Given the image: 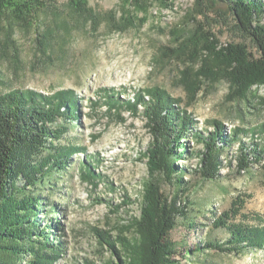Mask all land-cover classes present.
Returning a JSON list of instances; mask_svg holds the SVG:
<instances>
[{
  "label": "rangeland",
  "instance_id": "obj_1",
  "mask_svg": "<svg viewBox=\"0 0 264 264\" xmlns=\"http://www.w3.org/2000/svg\"><path fill=\"white\" fill-rule=\"evenodd\" d=\"M40 1L21 18L11 10L0 13V95L28 88L44 93L71 88L78 94L79 120L64 122L70 130L58 142L80 144L86 150L73 155L66 177L57 175L55 190H41L46 200L38 218L42 226L51 219L62 224L52 236L65 243L56 264H103L110 253L96 229L126 232L130 216L140 214L142 185L149 174L143 152L151 141L143 108L137 114L127 108L111 111L106 96L124 100L139 89L160 86L184 100L181 106L205 135L214 130V119L226 130L239 125L255 128L264 123V85L253 87L247 99L234 98L230 81L217 69L222 60L213 53L194 55L186 50L176 56L168 48H179L202 26L217 42L216 50L240 43L255 57L260 52L222 2L176 0L173 7H162L140 0V7L122 0H88L85 10L79 11L71 0ZM187 89L199 90L193 100ZM241 141L249 145L252 139L241 135ZM188 143L193 152L204 148L191 137ZM239 152V142L223 149L220 176L211 181L197 173L198 157L179 161L189 169L184 180L190 190L182 195L189 203L188 215L179 217L171 232L178 264H264V250L247 249L236 255L194 249L229 237L226 228L213 226V218L228 210L238 195L251 196L242 209L248 222L264 225L263 163L239 172ZM84 160L101 176L98 185L82 179ZM162 189L169 196L180 192L177 182L166 179ZM126 196L131 203L118 209Z\"/></svg>",
  "mask_w": 264,
  "mask_h": 264
},
{
  "label": "trees",
  "instance_id": "obj_2",
  "mask_svg": "<svg viewBox=\"0 0 264 264\" xmlns=\"http://www.w3.org/2000/svg\"><path fill=\"white\" fill-rule=\"evenodd\" d=\"M122 1L126 5L140 4V0ZM152 1L162 7H173L176 0ZM197 1L227 4L236 26L255 42L260 56L255 57L240 43H230L216 50L217 42L202 26L185 44L168 49L176 56L186 50L194 55L213 53L222 60V67L217 69L230 81L233 97L247 99L253 87L264 85V0ZM39 3L40 0H0V13L11 10L21 18L32 13ZM71 3L75 10L83 11L88 0H71ZM188 84L186 81L187 88ZM191 91L193 100L199 90ZM106 101L111 111L119 113L127 108L137 114L142 107L151 141L143 152L149 174L142 185L140 214L130 216L126 232L113 234L109 230L96 229L101 245L110 253L103 264H178L177 246L171 239V232L178 218L188 215L189 203L186 196L182 200V195L190 190L184 180L189 169L179 165V161L189 156L198 157L195 169L200 178L215 180L223 166V149L239 142L240 152L236 156L239 172L253 164L263 163L264 166V123L251 129L239 125L226 130L223 122L214 119L211 122L214 130L205 135L202 129H197L198 121L191 112L181 106L184 100L171 96L160 86L139 89L124 100L108 94ZM79 117L80 98L71 88L50 93L28 88L0 95V264H56L62 256L65 243L59 236L56 240L52 237L61 222L51 219L43 226L39 223L46 200L41 190H55L57 175L66 177L73 155L86 150L80 144L58 142L70 130L69 124L64 122L73 124ZM241 135H250L252 142L248 145L241 141ZM190 137L203 143L204 148L193 152L188 145ZM80 166L82 179L98 185L102 178L94 172L92 164L84 160ZM164 179L177 182L180 192L174 196L165 194ZM250 197L238 195L228 210L213 218L214 227L229 231L225 241H209L194 249L236 255L247 249L264 250V225L248 222L250 218L242 213ZM131 201L126 196L118 209ZM238 217L241 219L236 221ZM127 231L133 234L129 236ZM191 253L192 249L186 252Z\"/></svg>",
  "mask_w": 264,
  "mask_h": 264
}]
</instances>
